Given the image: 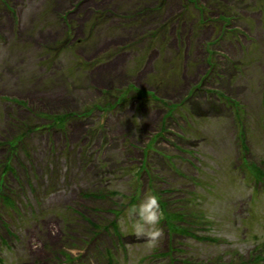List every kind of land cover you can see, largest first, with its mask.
<instances>
[{
  "label": "rangeland",
  "instance_id": "1",
  "mask_svg": "<svg viewBox=\"0 0 264 264\" xmlns=\"http://www.w3.org/2000/svg\"><path fill=\"white\" fill-rule=\"evenodd\" d=\"M0 264H264V0H0Z\"/></svg>",
  "mask_w": 264,
  "mask_h": 264
},
{
  "label": "clouds",
  "instance_id": "2",
  "mask_svg": "<svg viewBox=\"0 0 264 264\" xmlns=\"http://www.w3.org/2000/svg\"><path fill=\"white\" fill-rule=\"evenodd\" d=\"M127 216L131 221V233L138 239L143 237L149 249L157 247L163 240L165 232L159 227L163 213L160 209L158 197L154 194H146L145 198L127 209Z\"/></svg>",
  "mask_w": 264,
  "mask_h": 264
},
{
  "label": "trees",
  "instance_id": "3",
  "mask_svg": "<svg viewBox=\"0 0 264 264\" xmlns=\"http://www.w3.org/2000/svg\"><path fill=\"white\" fill-rule=\"evenodd\" d=\"M128 88L132 89L134 91V93H136L135 95H137L138 97H140V96H148V95L151 96V93L149 91H147V90H144V89H141V88H134V87H132V85H129ZM225 99L228 100L227 98H225ZM66 115L67 116L73 115V112L61 113L60 115L56 116L55 119H56V121L58 123L63 122V119L66 117ZM241 144L244 145V142L241 141ZM249 165L254 170V172L258 175V177L261 176L262 171L260 170L259 167H257L253 163H250ZM204 238H206V237H204Z\"/></svg>",
  "mask_w": 264,
  "mask_h": 264
}]
</instances>
